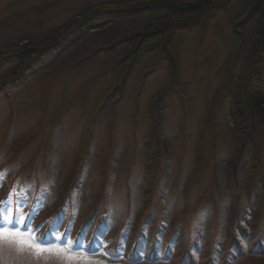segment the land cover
Returning a JSON list of instances; mask_svg holds the SVG:
<instances>
[{
	"label": "rangeland",
	"instance_id": "374dc122",
	"mask_svg": "<svg viewBox=\"0 0 264 264\" xmlns=\"http://www.w3.org/2000/svg\"><path fill=\"white\" fill-rule=\"evenodd\" d=\"M144 1L0 0V31L56 33L84 9ZM254 2L217 1L184 26L187 15L143 10L74 39L68 29L57 59L0 92V226L19 234L0 240V264H180L188 253L190 264H264V121L235 115L264 92V53L251 46L261 14L243 23ZM166 18L161 33L137 34ZM3 39L0 52L13 45ZM12 68L0 65V86ZM131 203L139 217L158 209L170 233L181 221V233L199 224L203 235L188 248L148 225L140 258L123 236L113 259L112 224L84 223L100 205L123 219Z\"/></svg>",
	"mask_w": 264,
	"mask_h": 264
},
{
	"label": "trees",
	"instance_id": "16d2710c",
	"mask_svg": "<svg viewBox=\"0 0 264 264\" xmlns=\"http://www.w3.org/2000/svg\"><path fill=\"white\" fill-rule=\"evenodd\" d=\"M147 1V0H146ZM144 1L143 5H135L131 7V9H120V10H108V9H93L88 12L87 9L82 10L77 18L75 20H72L68 25H64V28H58L56 30L57 32H52V29L48 31H39L34 32L32 29H25V30H19L18 32H12V31H6L1 30L0 34L4 41L11 40L13 42V45L6 46V48H9L8 51L0 52V65L2 63H8L10 65H13V68L8 74V77L6 78L7 81L2 83L0 86V92L5 90V88L9 89V86H13L14 84L18 83L19 79H23L25 75L29 72H34L37 66L39 65H46V62L48 61V57L51 58V60L57 59L61 55V49L66 48L68 46V41L65 38L67 33L66 31L69 29L72 30V34L75 36H71L72 39L75 37H78L81 32L84 30L92 29V28H99L101 26H104L106 24H110L113 22V20L116 17L123 16L124 14L128 15L131 14L130 12L138 13L140 11H151L154 10L155 12H159L161 10H165L167 15L169 17L173 18L178 17L179 15H187L189 17L188 20H183L182 22H178L179 25H190L195 23L196 21H193L199 13H201L203 10L208 8H213L215 6L216 2H223L220 3L222 7H225L232 0H193L192 3L190 2H173L170 0L162 1V0H156L151 3ZM255 2L252 4L253 8L250 9L248 12V16L244 17L243 23L249 22L254 18L257 12L261 14V16L257 17L256 21L257 29L255 32L254 40L251 41L252 51L254 52H260V54L264 53V0H254ZM251 7V6H250ZM133 8V9H132ZM128 10V11H123ZM168 17V16H167ZM173 22L169 18L162 19L160 23L158 24V29H154L153 31H142L137 34L141 33V38L144 39L147 37H151L153 34H156L158 32L161 33L163 30L167 29L168 26L172 25ZM76 25V26H75ZM22 32V33H21ZM152 33V35L150 34ZM16 33L17 37L16 38ZM23 34V35H21ZM69 36V35H67ZM66 36V37H67ZM70 38V37H68ZM67 38V39H68ZM71 39V40H72ZM69 40V41H71ZM14 61L18 62L17 66H15ZM129 66V65H128ZM127 66V70H128ZM55 83V80H54ZM248 105V111L247 112H241L239 110L235 111V115H238L239 117L243 118V114L248 115H256L259 117V119L264 121V92L259 93L257 92L256 95H253L250 97ZM239 103V102H238ZM241 113V114H240ZM247 118H244L242 120V123H245ZM132 197L128 198V201L131 202ZM152 205V204H151ZM99 206V205H98ZM101 206V205H100ZM96 207L93 211V213L89 216V218L85 221L84 224L89 225L91 223H95L97 225L99 223H106V224H112L113 230L110 235V241L113 242V245L111 247H107L106 252L108 255L112 254V257L115 259L121 258L122 250L120 246V240L123 236H129V239H133L134 243L131 246V251L129 253V256L135 258H140V241L142 237L145 234V231L148 227V225L152 226L155 225V228L159 230L158 232H161L162 234H165V236L169 237V242H173V240H179V241H186L187 247L189 248L190 245L194 244L193 240L195 236H202L203 235V228L200 227L198 224L196 227H191L189 232L186 234L180 232V228H184L183 223L180 221L177 226L176 230L173 233L169 232L170 224L167 223L165 218H158V209L157 211L154 209H151L150 212L145 215L140 214V208L138 205H133L131 203L129 208V213L127 217H124L121 219L120 217L114 215L113 218H111V214L109 210L102 205L101 207ZM100 211H103V216L101 218H97ZM65 212V206L58 207L57 210L54 213V216L61 217L62 214ZM139 212V214H138ZM201 226H203V222H199ZM111 226V225H110ZM178 230V235L176 234V231ZM242 230V229H240ZM243 231V230H242ZM156 233V231L151 233V231L148 229V235L147 240H149L152 243L151 246V252L149 256L147 257L150 260L157 259V253L154 249V243H153V235ZM47 236V234H46ZM206 236V235H205ZM217 237L222 241L221 245L223 244L222 248L225 249L226 246V240H231V232L230 229L224 228V230L217 233ZM218 239V240H219ZM94 244H92L93 246ZM186 247V249H187ZM185 253V252H184ZM181 260H184L186 258V254H180ZM179 255V256H180ZM160 256V253H158V258ZM164 256L167 259H171L174 262L176 261L177 256H171V253H165ZM189 261L186 263H183L181 260L180 264H190L193 262V259L191 257V254L188 253ZM179 262V261H178ZM179 264V263H178Z\"/></svg>",
	"mask_w": 264,
	"mask_h": 264
},
{
	"label": "snow or ice",
	"instance_id": "6c2138e0",
	"mask_svg": "<svg viewBox=\"0 0 264 264\" xmlns=\"http://www.w3.org/2000/svg\"><path fill=\"white\" fill-rule=\"evenodd\" d=\"M18 233H8L6 232L2 226H0V240L4 239L6 236H16ZM24 243H29L28 241H23Z\"/></svg>",
	"mask_w": 264,
	"mask_h": 264
}]
</instances>
